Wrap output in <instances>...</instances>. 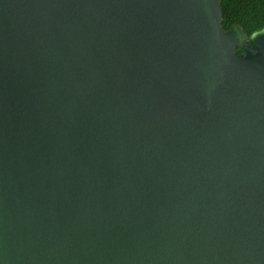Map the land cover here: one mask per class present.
Here are the masks:
<instances>
[{"label":"water","instance_id":"obj_1","mask_svg":"<svg viewBox=\"0 0 264 264\" xmlns=\"http://www.w3.org/2000/svg\"><path fill=\"white\" fill-rule=\"evenodd\" d=\"M0 264H264V28L0 0Z\"/></svg>","mask_w":264,"mask_h":264},{"label":"trees","instance_id":"obj_2","mask_svg":"<svg viewBox=\"0 0 264 264\" xmlns=\"http://www.w3.org/2000/svg\"><path fill=\"white\" fill-rule=\"evenodd\" d=\"M220 11L224 31L238 25L249 38L252 33L264 28V0H220Z\"/></svg>","mask_w":264,"mask_h":264}]
</instances>
